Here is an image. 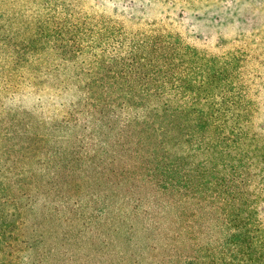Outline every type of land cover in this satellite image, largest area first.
<instances>
[{
	"label": "trees",
	"instance_id": "trees-1",
	"mask_svg": "<svg viewBox=\"0 0 264 264\" xmlns=\"http://www.w3.org/2000/svg\"><path fill=\"white\" fill-rule=\"evenodd\" d=\"M103 2L0 0V87L25 80L17 79L26 57L50 51L52 62L43 66L50 73L59 70V59L89 55L102 62L77 64V71L95 65L77 87L85 90L83 102L95 121L113 128L107 105L141 116L104 134L108 148L121 154L105 170L123 186L126 207L103 210L95 224L89 214L76 225L69 205L30 220L42 177L24 168L21 146L0 135V264H264V132L257 133L264 123L256 117L258 101L221 97V89L236 88L231 73L216 56L202 59L201 46L172 43L166 41L172 34L139 26L124 32L125 26L111 21L135 0H110L112 16L84 6L101 8ZM72 165L66 160L63 167ZM76 190L73 184L68 196ZM42 220H55L53 234Z\"/></svg>",
	"mask_w": 264,
	"mask_h": 264
},
{
	"label": "rangeland",
	"instance_id": "rangeland-1",
	"mask_svg": "<svg viewBox=\"0 0 264 264\" xmlns=\"http://www.w3.org/2000/svg\"><path fill=\"white\" fill-rule=\"evenodd\" d=\"M90 5L84 6L94 14H114L110 0H104L101 8ZM125 8L122 16L119 13L111 20L125 26L124 32L139 26L146 32L172 34L166 41H179L183 45L189 41L201 46L204 60L216 56L218 64L230 71L228 80L236 87L231 91L221 89V97L255 98L258 101L256 117L264 123V0H180L173 4L162 0H135L130 8ZM49 56L50 51H45L31 60L26 57L27 67L18 72L21 76L17 79L25 80L16 85L18 88L0 87V135L9 134L4 136V141L12 143L14 148L21 146L19 148L26 153L24 168L42 177V186L29 211L30 220L43 210L51 214L69 205L78 216L76 225H80L81 215L87 218L89 214L95 215L89 217L95 224L103 210L115 213L126 207L122 199L123 186L114 183L113 177L108 178L105 170L112 157H121V154L108 148L104 134L116 133L121 126L141 116L134 115V111L129 115L126 111L120 113L119 107L107 105L113 128L108 129L101 120L95 121L83 102L85 90L77 87L78 82L82 85L88 80V69L95 65H81L79 71L76 65L102 61L89 55L87 60L59 59V70L48 73L43 66L52 62ZM107 60L111 61L108 56ZM175 78L178 77H171L173 83ZM159 79L165 80L162 76ZM61 83L63 91L58 87ZM167 86L174 87V84ZM262 129L257 133H263ZM75 136L81 142L75 144ZM30 142L33 147L27 150L25 146ZM66 160L73 161L72 167H63ZM88 167L91 168L86 171ZM73 184L77 190L68 196ZM195 207L193 204L192 210ZM63 212L64 209L54 218L61 217ZM42 221L53 234L55 220ZM47 240L50 242L51 238Z\"/></svg>",
	"mask_w": 264,
	"mask_h": 264
}]
</instances>
